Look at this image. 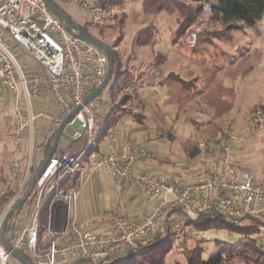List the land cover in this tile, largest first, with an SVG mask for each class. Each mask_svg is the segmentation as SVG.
<instances>
[{"label": "built area", "instance_id": "1", "mask_svg": "<svg viewBox=\"0 0 264 264\" xmlns=\"http://www.w3.org/2000/svg\"><path fill=\"white\" fill-rule=\"evenodd\" d=\"M66 1L84 7L92 26L110 23L124 12L121 5L106 6L99 0ZM182 1L200 5L199 19L188 31L195 36L206 29L213 14L212 5L207 1ZM189 41L183 39L190 45ZM20 51L35 61L39 73L25 72L26 66L17 58ZM145 65L137 68L134 79L123 88L125 92L147 79L153 68ZM107 71L105 53L70 34L44 0H0V98L11 95L15 111L8 180L21 182L0 216V234L6 214L27 189L37 170L35 166L42 165L58 128L71 112L81 108L68 124L80 123V128L69 135L76 149L67 152L57 148L21 208L8 222L7 239L14 250L33 264H104L112 258H127L131 250L152 244L159 222L168 217L176 224L175 239L184 242L187 226L204 214L225 216L231 222L240 220L245 213L264 216V177L252 179L237 170L232 157L236 139L233 134L202 144L204 150L217 152V166L203 171L192 183L158 178L141 170L142 163L154 155L138 145L127 143L105 154L96 151V141L105 127V119L98 112L102 100L99 95L87 105L84 101L100 87ZM153 77L161 78L158 69ZM48 97L55 103L57 113L51 116L41 140H36L35 123L40 115H45L40 107ZM257 118L263 123L261 128L256 119L249 122L255 133L264 129L263 114ZM107 136L111 145L118 140L114 132ZM84 164L94 171L104 170L120 190L125 184L132 185L146 197L150 209L138 219L115 215L111 229L104 234L89 229L78 221L74 209L78 189L66 187ZM6 191L7 187L0 189V200ZM46 205L48 229L41 237V213ZM12 260L0 238V264H11Z\"/></svg>", "mask_w": 264, "mask_h": 264}, {"label": "rangeland", "instance_id": "2", "mask_svg": "<svg viewBox=\"0 0 264 264\" xmlns=\"http://www.w3.org/2000/svg\"><path fill=\"white\" fill-rule=\"evenodd\" d=\"M55 3L75 24L88 28L91 35L98 40L109 45L116 42L118 46L115 52L120 53L123 62L127 61L131 53L132 43L139 44L134 46L139 59L136 70L144 63L153 69L148 72L150 74L146 76L147 79L143 80L147 89L143 97L144 106L139 105L137 98L133 103L137 106V111L144 113L147 119L144 125H138L133 117L124 116L111 126L110 131L120 139H126L130 144L138 145L152 153L154 157L147 162L149 167H154L157 174L185 183H192L189 181L191 179L197 180L203 171L217 166V152L204 150L202 144L214 142L219 136L220 128H231L236 137L232 144L233 159L247 170L250 178L264 177V129L253 132L248 118L255 102H264V17L247 35L235 32L232 43L226 44L218 40L214 44L216 48L200 45V51L195 52L183 46L177 47L168 35L169 28H177L179 18L194 15L198 10L197 6H191L182 0L127 1L123 12L125 21L116 29L107 27L114 23L104 26L105 36L99 33L98 28L90 25L89 13L81 5L66 0H56ZM149 27L152 31L145 32ZM188 31L184 40L194 39L200 33H196L195 37ZM183 39L182 43L187 47L196 45V39L189 41L190 45L183 42ZM222 51L227 53L218 56ZM17 58L27 67L25 72L36 68L34 60L23 52H18ZM153 62H160V79L153 77L158 69L153 66ZM170 71L187 80L198 79L200 95L194 96L192 92H185L182 86L175 82L157 87V91L149 88L150 85L155 86L162 81L163 76ZM113 82L111 81L100 94L102 105L98 112L104 119L109 111L112 95L109 90ZM164 89V96H161ZM124 93V90L119 93L116 101H119ZM169 101L172 104L168 103ZM129 103L131 102L126 103V106H129ZM6 110L12 114L11 105ZM191 119L206 124L195 126ZM41 120V117L37 118L36 128ZM79 128L80 123L77 121L74 125H68L64 134H71ZM38 137L36 131L35 138ZM5 147L10 149V142L1 147L0 154L5 153ZM35 168H38V165ZM71 180L78 182L79 196L74 203L78 221L87 227L100 223L106 209H115L118 206L120 198L117 187L104 170L94 171L84 164ZM110 216L109 214L108 218ZM259 238L264 248V229ZM215 239L238 243L242 237L239 234L208 231L198 236L191 235L183 243L191 250L197 245V241ZM204 247L207 248L204 256L207 260L216 252V248L212 242L205 243ZM180 249L179 242L174 241L173 252L169 255L167 264H186L185 255ZM11 264L21 263L14 259Z\"/></svg>", "mask_w": 264, "mask_h": 264}, {"label": "trees", "instance_id": "3", "mask_svg": "<svg viewBox=\"0 0 264 264\" xmlns=\"http://www.w3.org/2000/svg\"><path fill=\"white\" fill-rule=\"evenodd\" d=\"M54 3L56 0H52ZM103 5H121L125 6L127 2L124 0H99ZM195 3H200L207 1L212 5L213 14L209 19L207 28L198 33L196 37V45L194 47H187L183 45L182 39L186 35L188 29L197 23L199 19L200 7H198L196 14L191 15L185 18H179L177 20V28H169V34L171 40L177 47H185L192 49L195 52L200 51V45H206L208 47H215L214 44L216 41H222L226 44L232 43L233 34L235 32H240L242 34H248L252 29H255L258 21L264 17V0H190ZM56 4V3H55ZM57 5V4H56ZM58 6V5H57ZM59 7V6H58ZM60 8V7H59ZM61 9V8H60ZM123 15V17H120ZM115 20L110 23L113 25L107 26L108 28L116 29L120 27L125 21V15L122 13ZM109 24V23H107ZM107 24L93 26L99 29V33L102 36H105V29ZM91 25V24H90ZM92 26V25H91ZM87 35L107 46L114 53L115 65L113 73V86L110 88L111 100L109 103V111L106 114L105 118V127L101 131L98 140L96 141V146L94 149L101 152V147L105 138L110 134L111 126L116 123L120 118L124 116H131L138 125H144L147 117L144 113L137 111V106L135 107L134 103L136 98L139 100V105H143V97L145 94L144 84L141 82L139 85H136L131 92L124 93L123 97L117 100V95L123 91V88L129 84L135 77L136 67L138 65L139 59L136 56L134 51V46L139 44L132 43V50L127 61L123 62L119 52H115L116 47L118 46L115 42L113 45H109L102 40H98L96 37L91 35L88 31V28L79 26ZM149 27L145 32H151ZM157 34V33H156ZM160 35V34H159ZM216 48V47H215ZM174 50V49H173ZM226 51H222L221 55H225ZM227 53V52H226ZM160 62H153V66L160 69ZM198 79H190L182 77L176 72H169L163 76V80L160 81L157 85H150L149 88H154L157 91V87L166 85L168 82H175L182 86L185 92H192L194 96L200 95L198 91ZM164 96V93L163 95ZM129 103V108H122L123 105ZM168 103L172 104L171 101ZM259 113L263 114L264 117V102L258 101L251 107L248 118L249 122L256 119L259 128L263 124L258 120L257 115ZM195 126H204L206 123L197 122L196 119H191ZM219 136L215 141H220L221 139L232 135L233 130L231 128L219 129ZM210 142V141H209ZM208 142V143H209ZM48 148L47 152L49 151ZM45 153V155L47 154ZM44 155V157H45ZM236 163V161H235ZM236 168L239 171L240 167L236 163ZM38 169V168H37ZM37 171V170H36ZM240 172V171H239ZM34 175V173H33ZM162 178V177H158ZM194 180L193 182H195ZM2 182L1 188L7 187L6 195H4L0 200V216L4 212L7 205L10 203L11 199L16 195L21 182L17 181L14 183H9L7 177L0 179ZM67 188L78 189V183L75 180H71L66 186ZM49 218V206L46 205L41 213V229L40 236L46 233L48 229V219ZM176 224L171 221L168 217L159 222L157 228V235L152 244L147 247L137 248L130 251L127 258L125 257H116L110 259L104 264H167L169 255L172 251V244L176 241L174 234ZM264 229V216L256 215L252 213H245L240 220L236 222L229 221L225 216L221 215H202L198 219L192 221L187 226V237L191 235H201L205 234L208 231L216 232H225L228 234H239L242 237V240L238 243H232L223 240H210V241H197V245L188 250L186 244L179 242L180 250L183 252L186 258V264H264V248L260 242V234ZM9 224L6 228V236H8ZM212 242L216 248V252L207 260L204 256L206 254L205 243ZM172 255V254H171ZM14 260V259H13Z\"/></svg>", "mask_w": 264, "mask_h": 264}, {"label": "crops", "instance_id": "4", "mask_svg": "<svg viewBox=\"0 0 264 264\" xmlns=\"http://www.w3.org/2000/svg\"><path fill=\"white\" fill-rule=\"evenodd\" d=\"M189 5L194 6V7L200 6L199 4H189ZM195 39L196 38L194 39L190 38L191 42H193V40ZM39 70L40 68L36 64V68L34 70L28 71L27 73L35 74V73H39L40 72ZM165 89L163 93L165 92ZM42 103L43 104L40 107V112L43 111L42 113L44 112L46 113L45 115L39 116L42 118V120L39 122V124H37L38 128H36V131L39 134V137L37 140H41L42 135L47 130L48 125H50L51 116H54V114L57 113V107L51 98L48 97L46 99H43ZM10 105L12 106V114L7 113V110H6L8 107L10 108ZM13 125H15V111H14V106H13V99L11 95H8L7 99L0 98V149L1 147H4V145L5 146L8 145L9 142H10L11 147L10 149H8L9 146L5 147V153L0 154V179L3 177L8 178L9 173H10L11 159H12V153H13V148H14V140L12 136V132L14 128ZM69 135H70L69 133H65V134L63 133L62 138L59 141L58 149L67 151V152L73 151L76 149L77 146L74 142L70 140ZM127 141L128 140L126 139H120L118 137L117 142L114 145H111L110 140L107 137V139L102 144L101 153L105 154L109 152L112 148L114 150H119V148L129 143ZM238 165L240 167L239 171L241 173L247 174L246 172L247 170L243 168V166L240 165L239 163ZM140 169L147 172V174L149 173L150 175L163 178L161 174H157L155 172L154 167L148 166L147 161L142 163V165L140 166ZM194 180L196 179H191L189 181L193 182ZM2 185H3L2 182H0V186ZM117 190H118L117 192L119 193V198H120L118 206L115 209L114 208L106 209L104 211V214L102 215L104 216L103 220H101L100 223L88 226L89 229L93 230L96 233L104 234V233L109 232V230L111 229L112 220L115 215L121 213L128 219H138L143 215L145 211H148L150 209L151 204L148 203L146 197L141 192L135 190L132 185L125 184L121 190L118 187H117ZM109 214L111 215L110 218H108ZM77 217L79 219L78 213H77Z\"/></svg>", "mask_w": 264, "mask_h": 264}, {"label": "water", "instance_id": "5", "mask_svg": "<svg viewBox=\"0 0 264 264\" xmlns=\"http://www.w3.org/2000/svg\"><path fill=\"white\" fill-rule=\"evenodd\" d=\"M46 3L47 8L49 11L58 19L60 20L64 26L66 27L67 31L74 35L75 37L79 38L83 42H86L88 44H91L95 46L96 48L100 49L102 52L105 53V55L108 58V71L107 75L103 81V83L95 89L93 92L90 93L89 96L86 97L84 101V105H87L89 102L94 100L96 97H98L104 89L108 86V84L112 81L113 73H114V65H115V59H114V53L110 48L103 45L93 37H91L89 34L85 33L77 24H75L72 19L66 15L52 0H44ZM81 108H77L73 112H71L63 121V123L60 125V127L57 130V133L55 135L53 144L51 145V148L47 152V154L44 157L42 165L37 169V171L32 176L29 185L23 195L20 197V199L12 206V208L8 211L6 214L1 228V234L0 238L6 249L11 252L13 259L17 260L18 263L21 264H33L25 255L20 253L19 251H16L12 248L11 244L9 243L7 236H6V228L8 225V222L13 217L16 211H18L22 204L24 203L25 199L28 197V193L32 191L34 188L37 180L41 177L42 173L44 172L45 167L47 166L49 160L51 157L55 154L59 141L62 138L63 132L67 125L70 123L71 120L75 117V115L79 112Z\"/></svg>", "mask_w": 264, "mask_h": 264}]
</instances>
